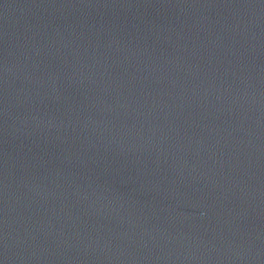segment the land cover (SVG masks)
I'll return each mask as SVG.
<instances>
[{
  "label": "water",
  "instance_id": "obj_1",
  "mask_svg": "<svg viewBox=\"0 0 264 264\" xmlns=\"http://www.w3.org/2000/svg\"><path fill=\"white\" fill-rule=\"evenodd\" d=\"M0 264H264V0H0Z\"/></svg>",
  "mask_w": 264,
  "mask_h": 264
}]
</instances>
